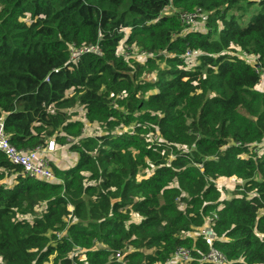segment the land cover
Here are the masks:
<instances>
[{
	"label": "trees",
	"instance_id": "obj_1",
	"mask_svg": "<svg viewBox=\"0 0 264 264\" xmlns=\"http://www.w3.org/2000/svg\"><path fill=\"white\" fill-rule=\"evenodd\" d=\"M197 9L206 33L185 32L180 13ZM133 45L153 56L155 81L138 80L139 66L131 75L119 50ZM85 49L97 54L71 61ZM187 49L201 53L193 67ZM263 68L264 0H0L4 133L21 152L53 140L78 156L64 170L50 164L59 183L47 184L0 152V182L17 175L0 185V264H80L75 248L88 264H119L117 252L166 264L178 248L208 264L207 224L226 264H264ZM120 93L124 116L110 106ZM76 104L103 135L83 136L69 117ZM220 178L242 181L239 194L221 199Z\"/></svg>",
	"mask_w": 264,
	"mask_h": 264
},
{
	"label": "built area",
	"instance_id": "obj_2",
	"mask_svg": "<svg viewBox=\"0 0 264 264\" xmlns=\"http://www.w3.org/2000/svg\"><path fill=\"white\" fill-rule=\"evenodd\" d=\"M206 20V14L202 13L198 9L192 12L180 13L179 15V21L184 26H192L199 23L205 24ZM87 52L97 54V51L94 49H85L81 51L72 50L71 61L74 62L77 55ZM139 55L144 57L145 60L153 57L147 54L139 53ZM200 56V51L194 49H187L183 55L186 59H198ZM123 57L125 56L123 55ZM258 74L259 82L257 86H260L264 83V68L258 70ZM55 148L56 146L54 142L49 141L45 147H38L26 152L16 150L9 143V140L4 133L3 122L0 120V152L5 156L10 164L21 169L22 175H27L32 179L43 181L47 184L59 183L53 174L48 157V154L53 152ZM198 235L203 238L205 245L208 247V251L201 257L200 262L208 264H226V257L213 247L215 236L210 228V225L207 224L198 229ZM73 256H78V259L80 258V264H88L85 256L83 255V250L75 248L71 253L70 258ZM114 259L119 264H126L122 252H117L114 255ZM191 260L192 257L190 251L184 248H178L166 264H189Z\"/></svg>",
	"mask_w": 264,
	"mask_h": 264
},
{
	"label": "rangeland",
	"instance_id": "obj_3",
	"mask_svg": "<svg viewBox=\"0 0 264 264\" xmlns=\"http://www.w3.org/2000/svg\"><path fill=\"white\" fill-rule=\"evenodd\" d=\"M172 10L170 7H167L164 10L165 14L171 13ZM248 13L251 15L254 13L253 8H251ZM256 13V12H255ZM254 13V14H255ZM185 32L187 31H192V32H198V33H206L207 29L205 28V24H196V25H192V26H185L184 27ZM125 33L126 30H125ZM120 54H123L124 56L128 55V60L127 61H132V63L136 64V65H132V72L131 75H134L137 72V68L136 66L141 67V75L139 76L138 80L147 82V83H151L153 81H155L156 79V71L154 70H150V68H148L145 64L146 61L144 57H142L141 55H139V49L138 47L135 45L132 46V48L129 49L128 53L124 54L122 50H119ZM236 54L238 57H240V59H242L243 61H245L246 63L254 66V58L253 57H244L242 56L238 49L236 50ZM183 59L186 61L187 66L189 67H193L197 64V60L196 59H186L185 57H183ZM160 66L161 68H164V64L162 63H157L156 66ZM262 86H264V83L262 84ZM126 96L122 93H120L119 95L115 96L113 98V101L110 103V106L119 109V111H121L123 113V116L126 115L125 110L123 109V107H121V105L119 104L121 101H126ZM69 117L71 121H80L82 123V133L84 137H93V136H101L103 135L104 131V125H100V124H90L85 120V111L83 110V107H81L79 104H76L70 111H69ZM133 127H130L129 129H126L131 131ZM146 139V141H148L149 143H155L160 141L159 138L155 137L152 134H149L147 136L144 137ZM53 141V140H52ZM70 144V143H69ZM69 144L64 145V146H59L57 144H55L56 147H58L60 150L57 153V158L56 161H59L61 164H64V166H68L70 163H74L76 164L78 156L76 153L69 151ZM256 152L258 154H260L261 152H264V141L262 144H258L256 146ZM51 166H53V168L55 167L54 164H52L51 162ZM151 170H147L144 173L142 172L141 175H146V174H150ZM16 176H6L1 182L0 185H3L7 188H11L14 184H16ZM215 185L216 188L219 190L220 192V198L221 199H225V200H229L232 196L239 194L237 192V186H241L243 185V182L240 180H237L235 178H231L230 180L228 179H223L220 178V180H216L215 181ZM182 208V205L180 206ZM37 213H40V209H37ZM20 219V218H19ZM130 219L132 222L137 223L139 221V218L135 215H131ZM62 235V234H60ZM79 262L80 258L78 259Z\"/></svg>",
	"mask_w": 264,
	"mask_h": 264
},
{
	"label": "crops",
	"instance_id": "obj_4",
	"mask_svg": "<svg viewBox=\"0 0 264 264\" xmlns=\"http://www.w3.org/2000/svg\"><path fill=\"white\" fill-rule=\"evenodd\" d=\"M256 90L259 91V92H264V86L260 85V86H257L256 87ZM60 149L58 147H56L54 149L53 152H50L48 154V157H49V160H50V163L52 162V164H54L55 167L61 169V170H64V169H67L69 167H72L74 166L75 164L74 163H70L68 166H64V164H61L59 161H56V158H57V153ZM223 179H228L230 180L231 178H223ZM220 180V179H219ZM225 200V199H224Z\"/></svg>",
	"mask_w": 264,
	"mask_h": 264
}]
</instances>
